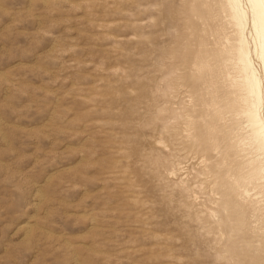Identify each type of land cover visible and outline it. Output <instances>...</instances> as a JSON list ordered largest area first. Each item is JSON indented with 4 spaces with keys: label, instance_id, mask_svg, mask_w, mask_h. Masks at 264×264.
I'll return each instance as SVG.
<instances>
[{
    "label": "rangeland",
    "instance_id": "1",
    "mask_svg": "<svg viewBox=\"0 0 264 264\" xmlns=\"http://www.w3.org/2000/svg\"><path fill=\"white\" fill-rule=\"evenodd\" d=\"M241 51L245 0H0V264H264Z\"/></svg>",
    "mask_w": 264,
    "mask_h": 264
},
{
    "label": "bare ground",
    "instance_id": "2",
    "mask_svg": "<svg viewBox=\"0 0 264 264\" xmlns=\"http://www.w3.org/2000/svg\"><path fill=\"white\" fill-rule=\"evenodd\" d=\"M240 0H232V6L236 7V2ZM246 8L250 14V37L252 40L254 58L260 65V71L257 72L253 68L254 58L245 52H240V61L243 69L246 71V82L249 86V92L253 93L257 100L264 101V3L248 2L245 0ZM243 16L244 11L241 10ZM264 111V108L262 109ZM251 122L255 134L262 140L264 145V115L262 116L256 103L253 104L249 111Z\"/></svg>",
    "mask_w": 264,
    "mask_h": 264
},
{
    "label": "snow or ice",
    "instance_id": "3",
    "mask_svg": "<svg viewBox=\"0 0 264 264\" xmlns=\"http://www.w3.org/2000/svg\"><path fill=\"white\" fill-rule=\"evenodd\" d=\"M248 2H256V0H248ZM260 3H264V0H259Z\"/></svg>",
    "mask_w": 264,
    "mask_h": 264
}]
</instances>
